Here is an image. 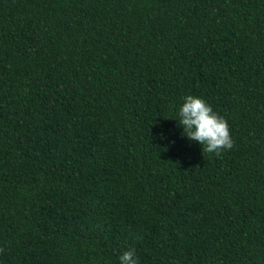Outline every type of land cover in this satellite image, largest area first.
I'll return each mask as SVG.
<instances>
[{
  "label": "trees",
  "instance_id": "obj_1",
  "mask_svg": "<svg viewBox=\"0 0 264 264\" xmlns=\"http://www.w3.org/2000/svg\"><path fill=\"white\" fill-rule=\"evenodd\" d=\"M202 96L231 149L181 135ZM264 264V0H0V264Z\"/></svg>",
  "mask_w": 264,
  "mask_h": 264
},
{
  "label": "clouds",
  "instance_id": "obj_2",
  "mask_svg": "<svg viewBox=\"0 0 264 264\" xmlns=\"http://www.w3.org/2000/svg\"><path fill=\"white\" fill-rule=\"evenodd\" d=\"M178 106L177 121L181 135L198 142L203 150L219 154L233 147L227 119L217 113L202 96L187 94ZM119 264H138L135 250L128 248L118 256Z\"/></svg>",
  "mask_w": 264,
  "mask_h": 264
}]
</instances>
